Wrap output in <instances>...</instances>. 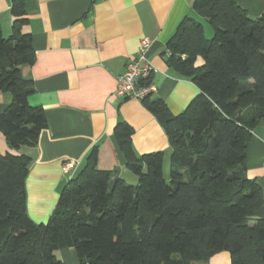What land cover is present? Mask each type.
I'll use <instances>...</instances> for the list:
<instances>
[{"label": "trees", "instance_id": "1", "mask_svg": "<svg viewBox=\"0 0 264 264\" xmlns=\"http://www.w3.org/2000/svg\"><path fill=\"white\" fill-rule=\"evenodd\" d=\"M24 8L12 0L11 35L0 28V91L11 97L0 112L8 147L0 153V264H63L56 252L66 247L82 264H194L223 251L230 264H264V218L254 217L263 190L244 164L264 117V10L253 18L237 0H194L167 40L168 67L198 89L174 116L160 99H142L169 142L168 178L163 152L136 155L133 128L117 123L135 183L110 185L113 171L99 170L95 145L36 223L25 211L30 158L18 151L37 143L47 121L27 102L33 83L19 71L34 60Z\"/></svg>", "mask_w": 264, "mask_h": 264}, {"label": "crops", "instance_id": "2", "mask_svg": "<svg viewBox=\"0 0 264 264\" xmlns=\"http://www.w3.org/2000/svg\"><path fill=\"white\" fill-rule=\"evenodd\" d=\"M193 2L24 0L28 22L23 29L30 34L34 60L19 65V71L33 83L27 102L43 108L47 121L37 143L18 151L30 158L25 211L32 221L48 219L63 186L76 176L95 145L99 170L113 171L110 185L116 177L135 183L114 135L117 123L133 128L131 146L136 155L162 151L164 170L169 169L167 136L145 101L119 98L114 92L117 77L138 52L140 40L148 38L146 58L154 68L149 79L156 86L149 99H160L173 116L184 110L198 89L189 78L168 67L165 52L176 26L193 14ZM237 2L253 18L264 10V0ZM11 4L12 0H0V28L5 37L12 33ZM10 98L0 91V112ZM7 150L0 132V153ZM67 161L74 166L65 171ZM244 164L247 176L263 190V201L254 217L264 218V117L251 130ZM56 254L63 264H82L72 247L61 248ZM194 264H230V256L218 252Z\"/></svg>", "mask_w": 264, "mask_h": 264}, {"label": "built area", "instance_id": "3", "mask_svg": "<svg viewBox=\"0 0 264 264\" xmlns=\"http://www.w3.org/2000/svg\"><path fill=\"white\" fill-rule=\"evenodd\" d=\"M148 46L149 39L142 38L138 52L127 61L124 72L117 77L115 96L123 99L135 98L142 100L156 91V86L148 79L154 71L153 66L146 58ZM165 53L168 56L170 52ZM73 166L72 161H67L64 163V170H70Z\"/></svg>", "mask_w": 264, "mask_h": 264}, {"label": "rangeland", "instance_id": "4", "mask_svg": "<svg viewBox=\"0 0 264 264\" xmlns=\"http://www.w3.org/2000/svg\"><path fill=\"white\" fill-rule=\"evenodd\" d=\"M208 29V28H207ZM206 37L207 38H209L210 36H211V34H210V30H206ZM131 173V172H130ZM168 173H169V169L167 168V167H165V170H164V176L166 177V178H168Z\"/></svg>", "mask_w": 264, "mask_h": 264}]
</instances>
